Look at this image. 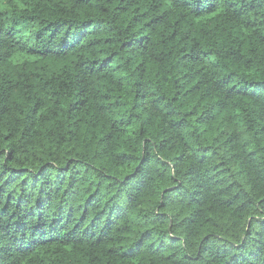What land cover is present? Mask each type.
Masks as SVG:
<instances>
[{
    "label": "trees",
    "instance_id": "1",
    "mask_svg": "<svg viewBox=\"0 0 264 264\" xmlns=\"http://www.w3.org/2000/svg\"><path fill=\"white\" fill-rule=\"evenodd\" d=\"M0 264H264V0H0Z\"/></svg>",
    "mask_w": 264,
    "mask_h": 264
}]
</instances>
